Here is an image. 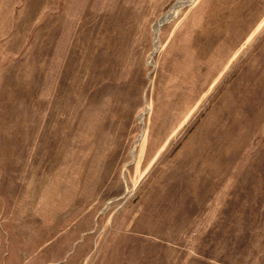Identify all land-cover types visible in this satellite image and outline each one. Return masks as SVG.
I'll list each match as a JSON object with an SVG mask.
<instances>
[{
  "label": "rangeland",
  "instance_id": "374dc122",
  "mask_svg": "<svg viewBox=\"0 0 264 264\" xmlns=\"http://www.w3.org/2000/svg\"><path fill=\"white\" fill-rule=\"evenodd\" d=\"M177 1L0 0V264H264V0Z\"/></svg>",
  "mask_w": 264,
  "mask_h": 264
},
{
  "label": "bare ground",
  "instance_id": "6f19581e",
  "mask_svg": "<svg viewBox=\"0 0 264 264\" xmlns=\"http://www.w3.org/2000/svg\"><path fill=\"white\" fill-rule=\"evenodd\" d=\"M189 1L190 0H178L177 1L176 5L173 6V9H171V11H169L168 14L164 17V19H162V21H160V24H158L156 26V35L158 33V30H159L160 26L162 24H164L165 21H168L171 18H173L178 13V10H180V8H182L183 6L187 5L189 3ZM151 63H152V61H151Z\"/></svg>",
  "mask_w": 264,
  "mask_h": 264
}]
</instances>
